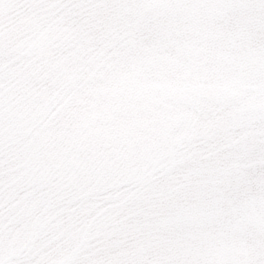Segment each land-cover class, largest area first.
I'll use <instances>...</instances> for the list:
<instances>
[{
  "label": "snow or ice",
  "instance_id": "1",
  "mask_svg": "<svg viewBox=\"0 0 264 264\" xmlns=\"http://www.w3.org/2000/svg\"><path fill=\"white\" fill-rule=\"evenodd\" d=\"M0 264H264V0H0Z\"/></svg>",
  "mask_w": 264,
  "mask_h": 264
}]
</instances>
